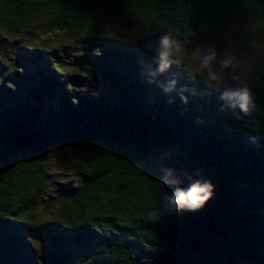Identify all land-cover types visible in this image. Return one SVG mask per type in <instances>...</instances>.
<instances>
[{
    "label": "trees",
    "instance_id": "trees-1",
    "mask_svg": "<svg viewBox=\"0 0 264 264\" xmlns=\"http://www.w3.org/2000/svg\"><path fill=\"white\" fill-rule=\"evenodd\" d=\"M241 9L253 19L243 42L258 46L261 81L264 0H0L3 31L22 34L44 21L48 32L62 30L82 43L68 59L60 47L21 45L20 65L38 80L31 92L23 90L25 76L10 75L15 68L3 62L0 48L2 244L11 241L14 254L33 256L30 264L54 258L64 264H264V113L231 109L203 73H189L180 62L170 60L161 72L159 57L145 46L165 35L176 44L223 38L231 14ZM140 20L142 37L107 45L102 34L110 27L130 29ZM116 28L114 34H123ZM94 40L100 50H93ZM67 64L73 71L64 75ZM98 70L109 81L104 89ZM16 136L48 141L11 151ZM64 146L73 149L85 182L65 189L72 205L61 203L45 221L37 213L47 194L42 164ZM165 178L180 183L166 188L159 182ZM195 181L213 185L202 209L163 210L165 191ZM14 228L23 237L18 244ZM32 234L55 256L43 250L40 262ZM20 260L13 256L8 264Z\"/></svg>",
    "mask_w": 264,
    "mask_h": 264
},
{
    "label": "rangeland",
    "instance_id": "rangeland-1",
    "mask_svg": "<svg viewBox=\"0 0 264 264\" xmlns=\"http://www.w3.org/2000/svg\"><path fill=\"white\" fill-rule=\"evenodd\" d=\"M225 28L222 35L223 38L215 40H205L204 43L199 42L195 44L194 40L181 42V44L173 43L172 55L169 59L174 62H180L179 67L185 69L188 72L199 71L205 76L208 86H210L214 93L218 94L220 101L227 104L221 99V96L225 92H233L242 88H248L253 97V107L255 110L262 114L264 113V80L258 81L257 74V61L259 59L260 51L258 46L249 47L246 42H243L244 33L251 24H247V21H252L251 14L246 9L236 11ZM51 15L48 16V18ZM34 24L30 27L24 28L22 34H11L0 29V34L6 39L5 42H0V48L4 44L3 52L4 61L10 68H15L13 73L19 72V74L26 77L27 84L23 85V90L31 92L36 89L38 80L35 76L27 77L25 74L30 70L31 74L35 72L29 67L26 70L25 66H21L19 62L20 58V46H24L28 40L33 41L36 45H40L45 49L52 50L53 48L60 47L65 53L67 59L74 53L72 48H76L82 43L76 42L71 39L65 31L56 30L54 32H48L44 21H34ZM96 26V25H95ZM144 21H138V25L131 24V28H116L110 27L109 32L104 35L105 40L112 46V44H123L124 41L134 40L131 35L135 34L142 37L145 33ZM122 31L123 34H114V29ZM1 37V36H0ZM199 40V39H198ZM25 41V42H23ZM99 40L92 41L93 50H100L98 45ZM261 47V43L258 44ZM146 48L154 50V56L159 57V51L161 49L160 42L158 41H145ZM183 46V47H182ZM215 52L216 59L211 62L209 67H204L202 64V58L204 56L211 55ZM63 55V52H61ZM76 54V52H75ZM61 57V55L59 56ZM73 58L77 56L73 55ZM230 59L232 61L231 66L224 68L222 62ZM70 62V60H68ZM64 75L70 74L73 71V66L67 64L65 66ZM13 70V69H12ZM173 69L172 72H174ZM8 71V70H7ZM100 74L96 82L101 89L106 88L109 85V81L104 77L103 73L98 70ZM215 75V79L212 76ZM87 76L83 75L85 79ZM30 78L32 81H30ZM63 78V77H62ZM93 80L89 78V82L86 84V88L92 89ZM21 90V89H20ZM228 90V91H226ZM47 175V194L42 201L41 209L37 211L38 217L45 221H50L51 218L58 211V206L61 203L72 205L71 195H65L64 190L72 187L83 186L85 179L81 173L77 170L76 161L73 154V149L69 146L57 147L48 156L47 161L42 164ZM179 170V166L175 165ZM19 225V224H18ZM0 231L2 232L1 228ZM17 236V237H16ZM11 237H16V244L23 241L21 234L17 232L16 228L13 229ZM28 237V236H27ZM32 247L38 249V260L43 261L42 254L53 253L51 247H48L47 241L42 239L39 234H32L28 237ZM12 242H9V247H5L0 241V264H8L13 256H20V264H30L33 256L22 258L21 252L18 255L12 252ZM36 260V259H35ZM37 261V260H36Z\"/></svg>",
    "mask_w": 264,
    "mask_h": 264
},
{
    "label": "clouds",
    "instance_id": "clouds-1",
    "mask_svg": "<svg viewBox=\"0 0 264 264\" xmlns=\"http://www.w3.org/2000/svg\"><path fill=\"white\" fill-rule=\"evenodd\" d=\"M161 49L159 51V70L165 71L170 66L169 57L172 55L173 41L170 36L165 35L160 39ZM216 59L215 52L202 58L204 67H209ZM230 59L224 60L222 66H231ZM215 79V75L212 76ZM221 99L224 100L231 109H239L245 115L251 112L254 97L248 88H242L233 92H225ZM166 188L171 185H178L179 181H169L167 178L159 181ZM213 185L210 182L195 181L187 188L176 186L172 191H165L162 195V208L170 215H177L180 212H195L212 198Z\"/></svg>",
    "mask_w": 264,
    "mask_h": 264
},
{
    "label": "water",
    "instance_id": "water-1",
    "mask_svg": "<svg viewBox=\"0 0 264 264\" xmlns=\"http://www.w3.org/2000/svg\"><path fill=\"white\" fill-rule=\"evenodd\" d=\"M48 141L47 138L44 137H19L16 136L12 143L10 144V150L16 151V150H28L32 149L34 146H37L40 143ZM53 264H64V261L62 259H53Z\"/></svg>",
    "mask_w": 264,
    "mask_h": 264
},
{
    "label": "bare ground",
    "instance_id": "bare-ground-1",
    "mask_svg": "<svg viewBox=\"0 0 264 264\" xmlns=\"http://www.w3.org/2000/svg\"><path fill=\"white\" fill-rule=\"evenodd\" d=\"M165 22V21H164ZM163 25V24H162ZM163 27V26H162ZM164 28V27H163ZM190 73V72H189ZM55 259H59V258H55Z\"/></svg>",
    "mask_w": 264,
    "mask_h": 264
}]
</instances>
